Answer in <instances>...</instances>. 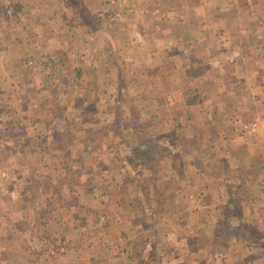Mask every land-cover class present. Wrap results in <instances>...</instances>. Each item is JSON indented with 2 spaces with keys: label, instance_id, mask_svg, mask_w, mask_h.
Listing matches in <instances>:
<instances>
[{
  "label": "crops",
  "instance_id": "1",
  "mask_svg": "<svg viewBox=\"0 0 264 264\" xmlns=\"http://www.w3.org/2000/svg\"><path fill=\"white\" fill-rule=\"evenodd\" d=\"M80 1L103 17L112 8L108 0ZM35 3L0 59V102L15 105L13 121L31 126L34 139L71 150L84 194L104 193V235L77 247L93 251L89 264H264L262 234L252 249L238 241L215 254L212 236L199 229L214 223V203L203 201L237 183L243 219L264 233V0H136L92 21L73 9L78 0ZM25 54L47 74L32 76L18 61ZM125 103L146 124L151 139L143 146L170 147L138 175L113 110ZM105 119L114 126L103 128ZM138 130L128 126L126 139ZM221 161L225 173L215 172ZM140 177L162 184L168 199L158 213L167 241L149 240L148 253L131 201Z\"/></svg>",
  "mask_w": 264,
  "mask_h": 264
},
{
  "label": "rangeland",
  "instance_id": "2",
  "mask_svg": "<svg viewBox=\"0 0 264 264\" xmlns=\"http://www.w3.org/2000/svg\"><path fill=\"white\" fill-rule=\"evenodd\" d=\"M0 1H2L0 3L1 59L3 53L15 40V36L21 34L22 25L27 26L32 20L29 6L30 4L34 6L36 0ZM112 1L114 0H108L112 8L103 14L104 17L118 13L113 7H119L121 12L125 11V5L111 3ZM135 1L132 2L133 6ZM74 4L73 9L84 11L83 15L88 21H92L95 16L104 18L99 15L100 11L92 12L89 8L83 7L80 0L78 4L81 7H78L77 3ZM34 60H36L35 55L25 54L24 57H19L18 61L30 70L32 76L37 77V73L46 75V72H42L44 68L36 65ZM37 66L39 70L36 69ZM52 73L50 70L47 75L48 80H52ZM1 76L0 71V80ZM5 103V101L0 102V264H76L77 261L80 262L79 264L84 262L89 264V257L93 251L89 247L85 249L77 247L78 244H86V239L93 242L99 239V234L104 235L102 229L106 228L104 225L108 222L106 214L108 216L110 214L105 204H101L107 202L104 193L99 189H90L91 184H89L90 191L84 194L81 185L85 188L86 184L81 183L80 166L72 161L71 150H68L67 146H52L51 143L46 146L47 142L41 137L33 139L31 137L34 134L33 128L20 123L19 120L14 122L11 111L15 105L9 108ZM115 108L116 106L113 108L114 112L121 114L116 124L118 133L125 141L127 138L125 129L140 122L137 118L139 111L132 109L131 112L127 109L126 103L123 107L119 106L116 110ZM6 115L10 117L5 119ZM102 124L105 129L114 126L111 121L108 122V119L103 120ZM25 137L31 139L26 140ZM23 138L27 145H22ZM52 141L58 142L59 138H53ZM214 165L215 172L223 170L225 173L224 161ZM59 191L60 195L54 196ZM225 200V196H219L214 200L211 198L203 201L208 204L212 201L214 203V223L205 222L204 227L199 229L206 235L212 236L215 241L213 250L215 254L219 251L225 253V249L229 247L227 244L225 247L224 240L225 233L229 231V228L225 227L227 226L225 211L223 212L222 208ZM131 201H135L133 197ZM167 201L168 199L165 198L161 210L164 206L166 208ZM198 213V217L204 218L205 213L198 211L196 214ZM163 218L164 215H159L158 212L151 218L156 230L145 229V246L148 245L149 240L167 241L168 233L165 231ZM150 249L152 248L146 246L145 252L148 253ZM70 252H73V256H78L67 259Z\"/></svg>",
  "mask_w": 264,
  "mask_h": 264
},
{
  "label": "trees",
  "instance_id": "3",
  "mask_svg": "<svg viewBox=\"0 0 264 264\" xmlns=\"http://www.w3.org/2000/svg\"><path fill=\"white\" fill-rule=\"evenodd\" d=\"M0 3H2V1H0ZM145 125V123L135 125L136 127H139V130L136 133L131 132V134L128 136L129 140L125 139L124 141V138H122V141H124L125 145L130 144L132 147L131 152L128 153L126 158L132 165V168L137 175L143 169L150 170L159 163V160H161L164 155L170 153V147L161 145L159 143H151L148 146H143L151 139V137H146L145 129L142 128L145 127ZM31 137L34 139L33 136ZM31 137L25 138L27 140V138L31 139ZM25 138H23L22 145H27ZM180 141L181 144L186 143L185 139H181ZM197 147L200 148L201 146ZM221 172H223V170ZM132 183L134 189V203H136L139 207L138 219L145 229L148 230L149 228H153L155 231V223L151 218H153L156 212L159 213L161 211L163 201L166 198L165 188L162 184L156 182L150 177L143 180H141L140 177V179H135L132 181ZM224 186L225 184L222 186V190H224ZM231 186L233 187L229 188V192L226 195H224V193H221L220 195V197L226 196L225 202L222 203L223 212L225 211V225H227L225 227L229 228V231L225 233L224 237L225 247H227L226 244L229 245L231 243L240 241L245 242V245L250 248L251 245L258 241L260 234H262L261 237H263L264 233H258L253 225L247 223L243 219L240 212V207H238L239 199L236 192L238 185L237 183H230L229 187ZM59 195L60 191L56 192V195L54 196ZM56 198L62 200L60 197Z\"/></svg>",
  "mask_w": 264,
  "mask_h": 264
},
{
  "label": "built area",
  "instance_id": "4",
  "mask_svg": "<svg viewBox=\"0 0 264 264\" xmlns=\"http://www.w3.org/2000/svg\"><path fill=\"white\" fill-rule=\"evenodd\" d=\"M133 1L134 0H114L111 3H117L119 5H126V4H130V2H133Z\"/></svg>",
  "mask_w": 264,
  "mask_h": 264
}]
</instances>
